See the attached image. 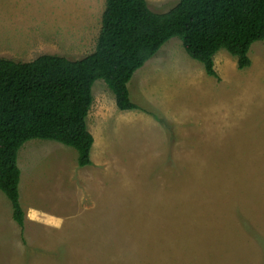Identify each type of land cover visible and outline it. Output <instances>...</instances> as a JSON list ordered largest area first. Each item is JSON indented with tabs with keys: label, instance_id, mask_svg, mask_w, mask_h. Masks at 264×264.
<instances>
[{
	"label": "rangeland",
	"instance_id": "obj_1",
	"mask_svg": "<svg viewBox=\"0 0 264 264\" xmlns=\"http://www.w3.org/2000/svg\"><path fill=\"white\" fill-rule=\"evenodd\" d=\"M178 0H146L154 12ZM105 0H0V57L93 51ZM216 76L174 36L127 83L119 110L101 79L86 125L91 163L29 139L17 151L23 226L0 191V264H264V41Z\"/></svg>",
	"mask_w": 264,
	"mask_h": 264
},
{
	"label": "trees",
	"instance_id": "obj_2",
	"mask_svg": "<svg viewBox=\"0 0 264 264\" xmlns=\"http://www.w3.org/2000/svg\"><path fill=\"white\" fill-rule=\"evenodd\" d=\"M174 36L208 76H216L213 56L220 49L235 57L238 69L245 68L251 44L264 41V0H178L163 12L152 11L146 0H105L94 49L81 58L0 57V191L19 226L24 221L16 164L21 145L29 139L57 141L76 149L78 166L89 165L92 84L101 79L119 110L136 109L127 83Z\"/></svg>",
	"mask_w": 264,
	"mask_h": 264
}]
</instances>
